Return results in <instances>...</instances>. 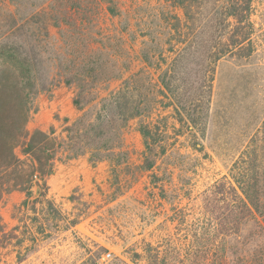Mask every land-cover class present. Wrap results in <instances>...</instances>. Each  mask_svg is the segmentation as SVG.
<instances>
[{"label":"trees","instance_id":"1","mask_svg":"<svg viewBox=\"0 0 264 264\" xmlns=\"http://www.w3.org/2000/svg\"><path fill=\"white\" fill-rule=\"evenodd\" d=\"M153 1L141 22L135 68L128 42L138 39V22L114 21L123 15L122 0H0V204L14 191L25 195L19 226L6 232L0 218V241L14 238L30 252L52 220L65 229L78 225L86 212L64 215L49 197L47 180L59 156L87 157L92 167L109 163L116 174L129 162L124 133L131 121L143 139L138 169L152 179L169 153L170 116L163 111L189 129L195 150H204L218 64L231 59L246 66L255 57L254 0ZM60 85L73 89L80 115L66 123L62 138L55 128L29 132L37 96ZM235 148L228 176L204 192L188 256L175 264H264V119L241 128ZM30 213L32 247L16 234L22 225L28 229ZM229 239L238 243L232 247ZM145 261L172 264L158 249Z\"/></svg>","mask_w":264,"mask_h":264},{"label":"rangeland","instance_id":"2","mask_svg":"<svg viewBox=\"0 0 264 264\" xmlns=\"http://www.w3.org/2000/svg\"><path fill=\"white\" fill-rule=\"evenodd\" d=\"M150 1L156 2L122 0L123 15L114 20L120 27L128 21L138 22L134 27L138 39L132 42L128 36L135 68L141 66V22L150 12ZM253 10L255 57L246 66L231 59L218 64L211 126L206 138L200 139L204 150L194 149L196 142L189 129L183 128L166 110L162 116H170L169 153L154 170L156 179L138 169L144 146L137 120L131 121L124 133L129 162L126 167L116 168V174L109 163L92 167L87 157L68 160L61 154L55 174L47 180L49 197L64 215L83 211L85 217L69 229L52 220L47 232L37 235L38 243L30 252L14 238L0 241V264H145L147 252L154 249L160 250L172 264L188 256L192 222L203 214L204 192L228 176L241 128L264 119V0H254ZM51 31L56 35L55 28ZM117 86L114 83L112 89ZM73 97V89L64 85L41 92L27 125L29 132L55 128L56 136L64 137L66 123L80 115L73 106ZM179 131L185 135L178 136ZM221 146V152L218 149L219 153H215L214 148ZM18 154L25 158L20 150ZM73 196L77 198L74 203ZM24 199L20 191L4 196L0 218L6 232L21 224L19 209ZM30 216L31 213L25 217L28 229L22 225L16 234L25 237V246L32 247L30 241L36 227ZM229 240L232 247L238 243ZM136 254L140 257L133 262Z\"/></svg>","mask_w":264,"mask_h":264}]
</instances>
